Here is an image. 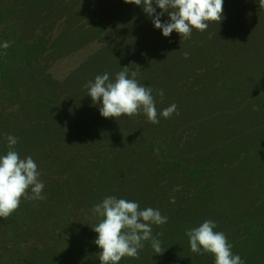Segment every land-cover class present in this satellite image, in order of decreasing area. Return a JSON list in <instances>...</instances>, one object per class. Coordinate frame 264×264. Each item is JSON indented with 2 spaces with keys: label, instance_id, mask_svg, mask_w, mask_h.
<instances>
[{
  "label": "trees",
  "instance_id": "obj_1",
  "mask_svg": "<svg viewBox=\"0 0 264 264\" xmlns=\"http://www.w3.org/2000/svg\"><path fill=\"white\" fill-rule=\"evenodd\" d=\"M223 10L184 40L124 0H0V156L18 138L46 197L0 218V264H100L92 208L108 196L168 217L152 226L162 254L145 241L118 264H214L185 235L205 220L245 264H264V9L224 0ZM90 48L67 75L52 72ZM123 67L153 89L158 112L178 114L102 117L85 85Z\"/></svg>",
  "mask_w": 264,
  "mask_h": 264
},
{
  "label": "clouds",
  "instance_id": "obj_2",
  "mask_svg": "<svg viewBox=\"0 0 264 264\" xmlns=\"http://www.w3.org/2000/svg\"><path fill=\"white\" fill-rule=\"evenodd\" d=\"M125 3L142 7L143 11L152 18L156 29H160L164 37H169L174 31L181 39L191 38L193 29L204 32L210 22L220 24L225 18L224 0H124ZM259 7L264 9V0H258ZM156 5L161 10L156 12ZM167 14L169 20L161 22V16ZM10 42H4L2 47L7 49ZM187 58L188 53H184ZM139 68V66H138ZM138 71L131 72L123 67L110 80V74L97 75L94 81H88L85 87L93 104H99V111L104 118L122 116L133 117L143 113L152 124L159 123V117L170 118L178 114L177 105L172 104L158 112L153 89L138 81ZM163 96V90L158 91ZM8 151L0 156V218L7 219L20 206L22 199L30 201L43 200L45 187L40 181L38 165L31 156L21 158L14 149L18 138L9 135ZM30 190V193H29ZM179 190V189H177ZM175 203V197L170 200ZM92 211L102 219L92 227L98 234L94 243L99 247L100 264H118L124 257L139 258V250L144 242L150 241L155 254H162L161 242L156 239L153 225L161 226L168 222V217L158 209L147 207L143 210L135 201L118 199L108 196L101 203L93 206ZM217 225L211 220H205L200 226L187 229L191 252L199 255L209 253L214 257V264H245L238 254H233L232 244L226 235L214 231Z\"/></svg>",
  "mask_w": 264,
  "mask_h": 264
},
{
  "label": "rangeland",
  "instance_id": "obj_3",
  "mask_svg": "<svg viewBox=\"0 0 264 264\" xmlns=\"http://www.w3.org/2000/svg\"><path fill=\"white\" fill-rule=\"evenodd\" d=\"M91 49L95 51V48H90L86 52L84 51L79 54L76 58L70 59L69 61L63 63H59L52 70V72L56 74L59 78H62V76L67 75L69 71L76 66V64L83 61L90 54V52L92 51Z\"/></svg>",
  "mask_w": 264,
  "mask_h": 264
}]
</instances>
